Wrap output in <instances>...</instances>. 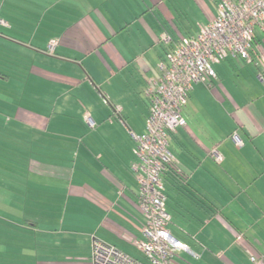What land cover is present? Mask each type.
I'll list each match as a JSON object with an SVG mask.
<instances>
[{"label": "crops", "instance_id": "0c3cea01", "mask_svg": "<svg viewBox=\"0 0 264 264\" xmlns=\"http://www.w3.org/2000/svg\"><path fill=\"white\" fill-rule=\"evenodd\" d=\"M221 1L0 0V264H92L94 238L146 263L130 133L167 51ZM212 67L169 137L166 227L177 264H264V80L240 57Z\"/></svg>", "mask_w": 264, "mask_h": 264}, {"label": "built area", "instance_id": "2783aa9c", "mask_svg": "<svg viewBox=\"0 0 264 264\" xmlns=\"http://www.w3.org/2000/svg\"><path fill=\"white\" fill-rule=\"evenodd\" d=\"M256 27L264 30V0H222L215 17L201 26L196 36L181 38L167 51L165 62L159 64V78L151 81L146 90L149 108L145 129L141 134L130 133L135 141L136 162L132 169L139 185L138 205L145 220L143 237L135 240V245L146 263L94 238L92 264H177L176 254L188 250L166 227L170 215L165 208L162 173L168 163L174 162L168 148L169 135L186 125L182 109L193 85H209L216 77L213 64L240 57L248 63L255 62L260 67L258 79L264 80V50L252 46ZM162 39L169 38L165 35ZM55 44L54 40L49 42V52ZM84 119L89 127L95 126L89 115ZM231 139L236 146L242 145L238 134L233 133ZM210 156L217 163L223 159L216 148ZM250 260L258 262L255 256Z\"/></svg>", "mask_w": 264, "mask_h": 264}, {"label": "trees", "instance_id": "16d2710c", "mask_svg": "<svg viewBox=\"0 0 264 264\" xmlns=\"http://www.w3.org/2000/svg\"><path fill=\"white\" fill-rule=\"evenodd\" d=\"M253 44H254V38H253V42H252V46H253ZM215 79V78H214ZM213 80V79H212ZM212 80H211V83H212ZM191 91V90H190ZM172 134V133H171ZM170 134V135H171ZM170 135H169V137H170ZM133 140V139H132ZM133 142H134V146H135V141L133 140ZM134 146H133V148H134ZM133 148H132V153H133ZM168 148H169V146H168ZM170 150V149H169ZM134 155V154H133ZM136 158V157H135ZM173 164V162H170V163H168L167 165H166V169H165V171L167 170V168L170 166V165H172ZM164 171V172H165ZM163 172V173H164ZM163 173H162V176H163ZM162 179H163V177H162ZM164 183V182H163ZM165 208H166V206H165Z\"/></svg>", "mask_w": 264, "mask_h": 264}]
</instances>
